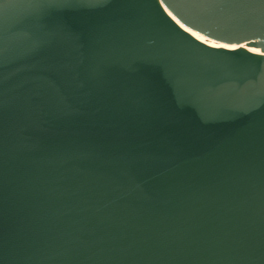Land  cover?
I'll list each match as a JSON object with an SVG mask.
<instances>
[{
    "label": "water",
    "instance_id": "95a60500",
    "mask_svg": "<svg viewBox=\"0 0 264 264\" xmlns=\"http://www.w3.org/2000/svg\"><path fill=\"white\" fill-rule=\"evenodd\" d=\"M0 264H264V0H0Z\"/></svg>",
    "mask_w": 264,
    "mask_h": 264
}]
</instances>
